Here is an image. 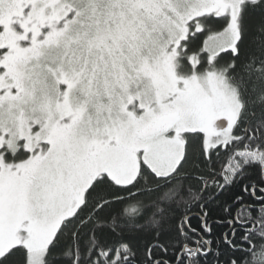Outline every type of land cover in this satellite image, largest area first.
<instances>
[{"label": "snow or ice", "instance_id": "snow-or-ice-1", "mask_svg": "<svg viewBox=\"0 0 264 264\" xmlns=\"http://www.w3.org/2000/svg\"><path fill=\"white\" fill-rule=\"evenodd\" d=\"M0 264H264V0H0Z\"/></svg>", "mask_w": 264, "mask_h": 264}]
</instances>
